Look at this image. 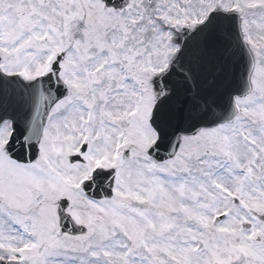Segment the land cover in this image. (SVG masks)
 <instances>
[{
    "label": "snow or ice",
    "instance_id": "snow-or-ice-1",
    "mask_svg": "<svg viewBox=\"0 0 264 264\" xmlns=\"http://www.w3.org/2000/svg\"><path fill=\"white\" fill-rule=\"evenodd\" d=\"M0 264H264V0H0Z\"/></svg>",
    "mask_w": 264,
    "mask_h": 264
},
{
    "label": "water",
    "instance_id": "water-1",
    "mask_svg": "<svg viewBox=\"0 0 264 264\" xmlns=\"http://www.w3.org/2000/svg\"><path fill=\"white\" fill-rule=\"evenodd\" d=\"M211 75V73H209ZM227 75V70H225L224 72H222L219 76L216 77L217 82L218 83H222L224 82L225 78ZM240 89V83L238 80H236L235 78L232 80L231 83H228L225 87V91L226 92H231V91H239Z\"/></svg>",
    "mask_w": 264,
    "mask_h": 264
}]
</instances>
